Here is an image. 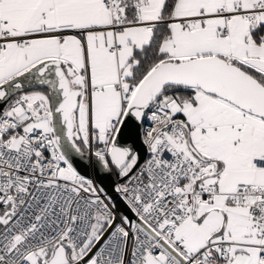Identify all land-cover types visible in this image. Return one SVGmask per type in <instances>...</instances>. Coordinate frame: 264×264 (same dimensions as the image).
I'll return each instance as SVG.
<instances>
[{
    "label": "snow or ice",
    "instance_id": "snow-or-ice-1",
    "mask_svg": "<svg viewBox=\"0 0 264 264\" xmlns=\"http://www.w3.org/2000/svg\"><path fill=\"white\" fill-rule=\"evenodd\" d=\"M0 264H264V0H0Z\"/></svg>",
    "mask_w": 264,
    "mask_h": 264
},
{
    "label": "water",
    "instance_id": "water-1",
    "mask_svg": "<svg viewBox=\"0 0 264 264\" xmlns=\"http://www.w3.org/2000/svg\"><path fill=\"white\" fill-rule=\"evenodd\" d=\"M88 171L90 172V170H88ZM107 182H108L107 180L104 181V183H107Z\"/></svg>",
    "mask_w": 264,
    "mask_h": 264
}]
</instances>
